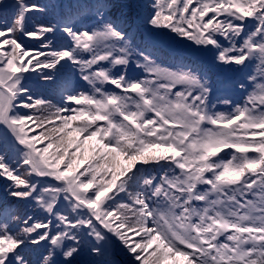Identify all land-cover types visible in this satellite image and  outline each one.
Wrapping results in <instances>:
<instances>
[{
  "label": "snow or ice",
  "instance_id": "obj_1",
  "mask_svg": "<svg viewBox=\"0 0 264 264\" xmlns=\"http://www.w3.org/2000/svg\"><path fill=\"white\" fill-rule=\"evenodd\" d=\"M58 7L0 0V181L33 209L0 207V264H264V0H99L37 22ZM141 23L251 68L243 103L219 110L206 73L136 42ZM31 74L64 77L59 102Z\"/></svg>",
  "mask_w": 264,
  "mask_h": 264
},
{
  "label": "rangeland",
  "instance_id": "obj_2",
  "mask_svg": "<svg viewBox=\"0 0 264 264\" xmlns=\"http://www.w3.org/2000/svg\"><path fill=\"white\" fill-rule=\"evenodd\" d=\"M9 2H11V0H9ZM29 29H31L32 27H29V26H27ZM25 40H23V42L25 43V45L27 46V47H29V48H37V47H39V42L38 41H36V40H31V39H27V38H24ZM172 43H173V45L174 44H178V42L177 41H174V40H172ZM183 43V42H182ZM181 43V45H185V44H182ZM192 49V51L193 52H195L196 54H198V52H196L195 51V46L194 47H191ZM205 55V54H204ZM209 57H210V55H209ZM225 79H227L226 77H225ZM220 82H223V76H222V78L221 79H218ZM56 88L57 87H54V88H51L53 91H56ZM59 98H60V96H59ZM53 101H57L56 100V98H54V96H53V99H52ZM220 104V106H222V104L221 103H219ZM36 254V252L33 254V255H35Z\"/></svg>",
  "mask_w": 264,
  "mask_h": 264
}]
</instances>
